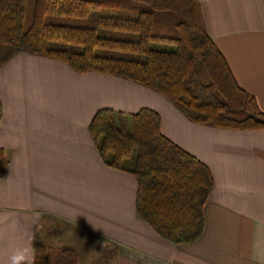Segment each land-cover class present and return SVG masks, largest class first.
Instances as JSON below:
<instances>
[{"label":"crops","instance_id":"crops-1","mask_svg":"<svg viewBox=\"0 0 264 264\" xmlns=\"http://www.w3.org/2000/svg\"><path fill=\"white\" fill-rule=\"evenodd\" d=\"M200 3L208 34L264 112V0ZM101 108L157 111L161 132L207 165L214 186L196 241L172 243L138 216L135 176L104 161L89 132ZM0 149V264L25 231L33 249L35 235L63 224L104 239L115 264H264V128L193 123L147 87L21 52L0 68Z\"/></svg>","mask_w":264,"mask_h":264},{"label":"trees","instance_id":"trees-1","mask_svg":"<svg viewBox=\"0 0 264 264\" xmlns=\"http://www.w3.org/2000/svg\"><path fill=\"white\" fill-rule=\"evenodd\" d=\"M21 52L147 87L193 123L264 128V112L208 34L200 0H0V68ZM89 132L104 161L135 176L140 218L175 244L202 235L213 176L161 132L157 111L101 108ZM6 162L0 149V178ZM33 250L34 264H79L74 248L39 235Z\"/></svg>","mask_w":264,"mask_h":264},{"label":"rangeland","instance_id":"rangeland-1","mask_svg":"<svg viewBox=\"0 0 264 264\" xmlns=\"http://www.w3.org/2000/svg\"><path fill=\"white\" fill-rule=\"evenodd\" d=\"M55 227V224L49 223V226ZM59 233H52L46 238L47 233L39 235L47 244L51 246H70L74 248L79 255V264H115L114 249L110 248L102 238H94L91 240L72 227L63 224L59 226ZM83 238V239H82Z\"/></svg>","mask_w":264,"mask_h":264},{"label":"clouds","instance_id":"clouds-1","mask_svg":"<svg viewBox=\"0 0 264 264\" xmlns=\"http://www.w3.org/2000/svg\"><path fill=\"white\" fill-rule=\"evenodd\" d=\"M10 227L15 230L16 225L13 223ZM23 237L27 242L21 246L13 247L9 251L6 264H34L35 257L30 243L32 235L30 232L25 231Z\"/></svg>","mask_w":264,"mask_h":264}]
</instances>
